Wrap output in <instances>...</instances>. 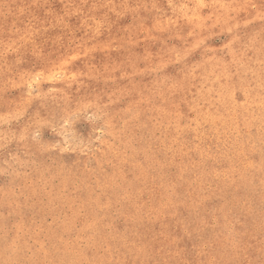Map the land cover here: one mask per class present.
<instances>
[{"label": "rangeland", "instance_id": "374dc122", "mask_svg": "<svg viewBox=\"0 0 264 264\" xmlns=\"http://www.w3.org/2000/svg\"><path fill=\"white\" fill-rule=\"evenodd\" d=\"M0 264H264V0H0Z\"/></svg>", "mask_w": 264, "mask_h": 264}, {"label": "bare ground", "instance_id": "6f19581e", "mask_svg": "<svg viewBox=\"0 0 264 264\" xmlns=\"http://www.w3.org/2000/svg\"><path fill=\"white\" fill-rule=\"evenodd\" d=\"M244 146V145H243ZM166 149V148H165ZM253 158V157H252Z\"/></svg>", "mask_w": 264, "mask_h": 264}]
</instances>
